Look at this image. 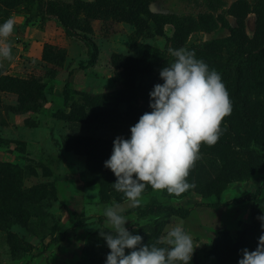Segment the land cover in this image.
I'll return each mask as SVG.
<instances>
[{"label":"rangeland","instance_id":"1","mask_svg":"<svg viewBox=\"0 0 264 264\" xmlns=\"http://www.w3.org/2000/svg\"><path fill=\"white\" fill-rule=\"evenodd\" d=\"M78 1L93 0H0V24L10 17L15 20L14 31L7 39L12 59H0V85L4 76L45 82L41 108L25 113L16 112L17 95L10 86L0 87V161L21 168L23 188L42 184L50 190V196L38 205L27 225L15 221L0 224V264H86L85 245L92 233L108 231L102 211L113 201L124 207L123 215L130 218L125 227L133 234L149 233L158 226V239L171 227L182 225L197 245L193 257L202 264L214 262L210 249L218 232L225 230L235 236L250 223L252 209L264 210V185L257 201L229 203L255 192L264 182V145H253L263 164L246 180L216 183L219 163L213 157L198 153L199 159L186 178L193 187L179 197L167 190L149 188L144 190L138 207L118 201L123 194L110 182L96 181L85 156L74 154L63 144V137L128 138L132 124L69 122L58 112H68L71 104L89 102L91 94L118 87L110 57L114 52L137 55L138 48L129 44L130 36H135V27L112 15L88 17L75 8ZM147 1L149 12L161 15L164 20L162 34L137 36V43L158 48L168 63L174 59L171 50L176 49L172 41L176 23L206 22L205 28L213 26L192 31L182 47L188 49L227 36L228 26L236 23L229 10L239 1L249 8L245 17V32L249 37L256 29V12L264 21V0ZM58 15L68 20L77 32L92 38L97 46L95 61L90 62L89 48L82 40L65 32ZM157 78L158 73H149L139 80L148 83ZM65 82H68V105L64 103ZM212 183L215 187H210ZM226 201V205H215ZM151 204L161 208H190V211L186 217L171 215L165 210H150L148 214L139 211ZM9 232L31 244L30 251L20 259L10 254Z\"/></svg>","mask_w":264,"mask_h":264},{"label":"trees","instance_id":"2","mask_svg":"<svg viewBox=\"0 0 264 264\" xmlns=\"http://www.w3.org/2000/svg\"><path fill=\"white\" fill-rule=\"evenodd\" d=\"M75 8L84 11L83 13L91 18L112 15L133 24L135 36H130L129 44L131 47H137L138 53L136 56L112 53L110 61L115 70L118 87L111 91L89 95L90 101L85 104L69 105L68 112H58L60 117L69 122L83 124L123 122L134 125L144 112L151 111L149 92L156 83H163L159 77V71L169 62L164 59L158 48L148 44H138L136 38L137 36L150 37L153 33L162 34L163 18L159 14L149 12L147 0H93L88 3L78 1ZM248 11L249 8L243 2L233 4L229 13L234 16L236 23L235 26H228L227 36L205 41L187 49L194 51L196 58L202 59L210 69H214L221 75L232 103L231 114L224 117L221 122V127L224 129L223 135L214 146L201 144L199 151L201 154L215 158L219 163L220 171L217 174L216 183L220 184L246 180L254 171L261 169L263 164L262 158L253 150V145H264V21L259 12H256V29L249 37L245 32V17ZM58 20L68 35L78 37L88 46L89 60L95 61L97 46L92 38L77 32L62 15H58ZM151 20L152 24L149 25ZM205 23H176L172 36L173 46L176 49L182 48L188 35L200 27L205 28ZM48 47L54 49L51 46ZM57 52L62 60L61 50ZM149 73H158V78L148 83L139 80ZM4 85H9L17 95L15 108L17 113L37 111L45 100L43 80L4 76L0 87L3 89ZM63 90L64 103L68 105V82H65ZM63 144L74 154L85 156L96 175V181L102 184L115 182L116 177L113 172L104 167V161L112 153L113 140L65 135ZM21 178L22 171L18 165L0 161V224L15 221L27 225L38 205L50 196V190L42 184L23 188ZM215 185L212 183L210 187ZM262 185L264 182L255 192L231 200L229 203L236 204L244 200L257 201ZM149 188L151 186L146 187L145 190ZM118 201H125L123 195ZM227 203V201L216 202L215 205ZM136 210L139 209L136 208ZM150 210H165L171 215L186 217L190 208L170 206L161 208L151 204L139 211L148 214ZM260 215H264L263 209H252L250 223L244 225L235 236H230L225 230L219 231L210 249L214 262L206 264H238L241 249L254 250L258 237L264 232L261 221L257 219ZM98 220L101 221L102 218L99 217ZM99 231L92 233L85 245V253L88 255L86 264H105L109 249L103 238L99 236ZM158 231L159 227L155 226L152 232H142L140 235L144 243L152 244L157 240ZM7 242L10 244V254L14 259H20L31 249L29 242L21 240L19 236L11 232L7 233ZM191 264L202 263L192 257Z\"/></svg>","mask_w":264,"mask_h":264},{"label":"clouds","instance_id":"3","mask_svg":"<svg viewBox=\"0 0 264 264\" xmlns=\"http://www.w3.org/2000/svg\"><path fill=\"white\" fill-rule=\"evenodd\" d=\"M14 26L11 17L0 24V59H12L7 39ZM171 55L173 61L159 71L163 83H156L149 92L151 111L130 126V137H115L112 153L104 161L116 177L113 188L130 207L140 206L148 186L177 197L193 187L186 178L199 159L201 144L218 142L224 132L221 122L232 112L229 92L217 71L196 58L194 51L173 49ZM124 211L115 201L103 208L108 231L100 230L99 236L109 249L105 264H191L197 245L182 225L146 244L141 235L125 227L130 218ZM257 219L264 229V215ZM240 252L238 264H264V232L254 250Z\"/></svg>","mask_w":264,"mask_h":264}]
</instances>
